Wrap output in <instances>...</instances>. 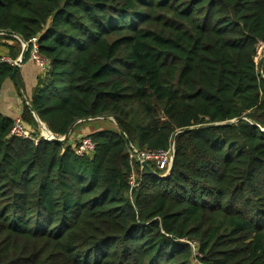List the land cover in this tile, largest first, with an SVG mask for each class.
<instances>
[{"label":"trees","instance_id":"obj_1","mask_svg":"<svg viewBox=\"0 0 264 264\" xmlns=\"http://www.w3.org/2000/svg\"><path fill=\"white\" fill-rule=\"evenodd\" d=\"M0 31L47 60L37 118L57 138L80 121L61 143L24 103L31 138L0 113V264H264V0H0ZM20 52L0 34V57ZM108 116L120 129L77 156ZM173 141L165 179L128 156Z\"/></svg>","mask_w":264,"mask_h":264},{"label":"built area","instance_id":"obj_2","mask_svg":"<svg viewBox=\"0 0 264 264\" xmlns=\"http://www.w3.org/2000/svg\"><path fill=\"white\" fill-rule=\"evenodd\" d=\"M36 39H37L36 37H33L31 39L30 57L39 68V71L42 72L46 69L47 60L39 53ZM262 58H264V41H259L256 47L255 60L256 62H258ZM0 60L7 62L9 64H14L15 62V60L5 55L1 56ZM38 129L40 136L45 138L46 140H51L52 138L56 137L50 130L46 134L39 126V124H38ZM30 132L31 130L25 128L24 123L22 122L19 116L13 118V125L11 127L10 134L23 138H31L32 136ZM73 150L77 156L92 154L95 150V145L93 143V140L89 136H81L78 139V141L73 144ZM173 152H174L173 142H171L169 146L165 149H154V150L139 149L131 145L128 150V156L130 158V161L136 162L139 165L140 170L144 168L142 167V163L145 162L148 165L152 164L156 168L164 170L166 172L170 168ZM129 185L131 186V188L138 185L137 174L134 169H132V172L129 175ZM194 246L195 243H193V249L195 251ZM195 254L197 253L195 252Z\"/></svg>","mask_w":264,"mask_h":264},{"label":"crops","instance_id":"obj_3","mask_svg":"<svg viewBox=\"0 0 264 264\" xmlns=\"http://www.w3.org/2000/svg\"><path fill=\"white\" fill-rule=\"evenodd\" d=\"M27 61L28 63L21 64V66L19 67V72L23 84L25 85V88L27 90V93H24L26 97L29 98L40 71L32 60L28 59ZM30 61H32L33 63H31ZM29 70L31 72H29ZM3 86L1 88L2 95L0 97V113L13 119L16 116L20 115L23 101L13 83V80H6ZM83 134L84 133L80 129H78L77 131H75L72 138L79 139Z\"/></svg>","mask_w":264,"mask_h":264},{"label":"water","instance_id":"obj_4","mask_svg":"<svg viewBox=\"0 0 264 264\" xmlns=\"http://www.w3.org/2000/svg\"><path fill=\"white\" fill-rule=\"evenodd\" d=\"M0 34H8V35H12L16 38L19 39V41L21 42L22 44V50L19 54V56L15 59V62L13 64V70H12V73H11V77H12V80H13V83L23 101V103L32 111V107H31V104L28 100V98L26 97L23 89L21 88L19 82H18V79H17V71L19 69V67L21 66V64L23 63V59L26 55V52H27V47H28V44L21 38L19 37L18 35L10 32V31H0ZM32 113L34 114V112L32 111ZM34 117L36 118L39 126L42 128V130L47 134L49 132V129L48 127L46 126V124L44 122H42L40 119L37 118V116L34 114ZM110 117V116H108ZM100 118H105V117H100ZM111 119L114 120V123L117 125L118 129H120V126L117 124V122L115 121L114 118L110 117ZM88 120H92V119H95V118H87ZM80 121H76L74 122L68 129V131L61 137L57 138V137H54L52 138L51 140H54V141H57V142H61V143H64L67 138L70 136L71 134V131L73 129V127L79 123ZM173 144H174V141H173ZM174 153H175V149H174V152H173V156H172V161H171V165H170V168L164 173V174H158L156 173L147 163L143 162L142 163V167H144L150 174L160 178V179H165L167 178L170 173H171V169H172V165H173V157H174Z\"/></svg>","mask_w":264,"mask_h":264},{"label":"rangeland","instance_id":"obj_5","mask_svg":"<svg viewBox=\"0 0 264 264\" xmlns=\"http://www.w3.org/2000/svg\"><path fill=\"white\" fill-rule=\"evenodd\" d=\"M21 50H22V45H21ZM29 59H30V57H29ZM31 60V59H30ZM31 63H33L32 61H30ZM25 64L26 63H28V61H26V62H24ZM35 63V62H34ZM28 65V64H27ZM36 65V64H35ZM37 66V65H36ZM29 72H31L30 70H29ZM21 77V76H20ZM22 80V79H21ZM36 80H37V78H36ZM22 83H23V81H22ZM24 85V84H23ZM4 87V86H3ZM23 91L24 92H26L27 93V90H26V88H25V85L23 86ZM1 95H2V91H1V94H0V97H1ZM100 119H103V118H100ZM92 124H89V125H87V127H86V125H84V126H82V127H80V128H82L81 129V131L84 133V134H86L87 132H89V131H91L92 130V128L93 127H107V128H113V127H116V124L114 123V120L113 119H111L110 117L108 118V120H103V121H95L94 123L93 122H91ZM38 127V126H37ZM38 131H39V129H38ZM193 243L194 242H192L191 244H192V247H193Z\"/></svg>","mask_w":264,"mask_h":264},{"label":"bare ground","instance_id":"obj_6","mask_svg":"<svg viewBox=\"0 0 264 264\" xmlns=\"http://www.w3.org/2000/svg\"><path fill=\"white\" fill-rule=\"evenodd\" d=\"M22 45V44H21Z\"/></svg>","mask_w":264,"mask_h":264}]
</instances>
